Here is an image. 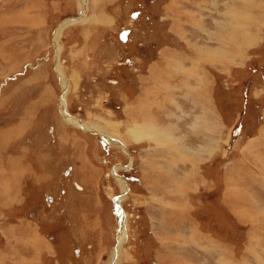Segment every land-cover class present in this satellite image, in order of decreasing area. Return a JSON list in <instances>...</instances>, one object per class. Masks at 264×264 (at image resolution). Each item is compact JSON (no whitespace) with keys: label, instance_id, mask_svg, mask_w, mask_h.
<instances>
[{"label":"rangeland","instance_id":"1","mask_svg":"<svg viewBox=\"0 0 264 264\" xmlns=\"http://www.w3.org/2000/svg\"><path fill=\"white\" fill-rule=\"evenodd\" d=\"M218 2L0 0V264H262L259 14Z\"/></svg>","mask_w":264,"mask_h":264},{"label":"crops","instance_id":"2","mask_svg":"<svg viewBox=\"0 0 264 264\" xmlns=\"http://www.w3.org/2000/svg\"><path fill=\"white\" fill-rule=\"evenodd\" d=\"M232 0H222V1H220L219 0V2L217 3V4H226V2H228L227 4H239V7L241 8V7H243L244 8V4H254L252 7H249L250 8V10H248L249 12H252L251 10H254L255 12L254 13H256L257 14V16H258V14H259V16L256 18V20H254V21H252L251 20V18L248 20V22L249 23H251L252 24V26H255V27H252L251 26V28H250V30L251 31H255L258 35H257V37L255 38L254 37V40H253V38H252V36H251V32H250V30H248V31H246V32H248V35L250 36V37H248V39H249V41H251V39H252V41L251 42H248V45H250V44H252L253 43V41H255L256 40V42H255V45L254 46H249L248 48H245L244 49V51H240V53L241 54H243V52H244V61L243 60H241L240 58L242 57V56H240V57H238V60H237V62H240V61H243V63H236V64H233V66H241V67H243V68H234L233 70L234 71H236V70H238V69H240V70H242V71H244V69H245V67H249L250 65H252V63L255 61V59H256V54L254 53V51L252 50V48H256V46H258V47H261V46H264V8H262V7H264V0H234V2L232 3L231 2ZM255 4H262V6L261 5H255ZM222 9H223V12H224V10H225V8H226V6H222L221 7ZM220 8V9H221ZM254 16V15H253ZM225 22H227V21H224V23ZM257 27V28H256ZM257 47V48H258ZM227 51H228V49H227ZM196 52V51H195ZM204 52H205V49H204ZM207 52V51H206ZM230 50L228 51V55L230 54ZM240 53H238V54H240ZM169 54V52H167V55ZM198 54H201V51H199L198 52ZM209 55V51L207 52V56ZM214 56V58H215V55H213ZM258 57H261L260 55H258ZM233 63H235V62H233ZM231 64V63H230ZM254 65H257V66H259L260 68H264V65H261V64H259V63H257V61H255L254 62ZM155 67V66H154ZM181 71H183V67H181ZM194 72V70H192V71H188V70H184V72H181V73H183V75H182V78L183 79H187L188 78V73H193ZM194 80H195V76H194V78H193ZM181 80V79H180ZM154 96H155V94H154ZM154 101V103H155V100H153ZM167 137V136H166ZM165 137V138H166ZM263 227V226H262ZM192 247H194L195 248V246L194 245H191ZM253 246V245H252ZM203 249H204V247H202ZM264 248V247H263ZM263 248H261L260 247V253L259 254H257V253H254V252H252V256H254V257H252V258H254L255 260H258L257 262L258 263H262V264H264V249ZM207 251V250H206ZM209 252H211V250L209 251ZM217 253L218 254V258H220V255H222V253H224V252H228L229 253V251H226V248H222L221 246H219L218 245V247L217 248H215L214 250H213V253ZM220 252V253H219ZM235 253V252H234ZM222 259V258H221ZM232 261L229 263L228 261H227V263H229V264H238L237 262L239 261V262H241V260H244V257H242L241 258V260H237V258H236V256H233L232 257V259H231ZM219 262H220V259H219ZM252 264V263H251Z\"/></svg>","mask_w":264,"mask_h":264},{"label":"bare ground","instance_id":"3","mask_svg":"<svg viewBox=\"0 0 264 264\" xmlns=\"http://www.w3.org/2000/svg\"><path fill=\"white\" fill-rule=\"evenodd\" d=\"M69 22H65L64 24H62L58 29H57V33H56V43L57 44H59L58 43V39L60 38V36H61V33H62V30L65 28V26L68 24ZM232 39V38H231ZM236 40V39H235ZM209 51V53H213V54H216V51H214V50H207V52ZM231 53V52H230ZM208 56H212V55H208ZM62 77V76H61ZM63 80H64V82H65V85H66V87H67V81H66V79H64L63 78ZM206 91V90H205ZM204 91V92H205ZM203 95V94H202ZM204 95H205V93H204ZM64 100H63V103L65 104L66 103V99L65 98H63ZM63 105V104H62ZM65 106V105H64ZM63 115L65 116V118L67 119V121L69 122V123H71V122H73V123H75V124H77V125H79L80 127H83V129H84V124L80 121L79 122V120L78 119H71V118H73L70 114H69V112H67L66 110H63ZM87 126V125H86ZM89 129H90V126H87ZM86 130V129H85ZM87 131H89V130H87ZM102 136H104L103 134H102ZM104 137H106V138H109V136L107 135H105ZM125 149V148H124ZM119 178H120V182H121V184H124V185H127V183L125 184V182L123 181V178L121 177V176H119ZM118 202L120 203L121 202V198H119V200H118ZM118 203V205H120ZM122 214L124 215L125 214V212L123 211L122 212ZM128 222V221H127ZM123 226L125 225V223H123L122 224ZM123 231H125V230H123ZM125 234H124V232H121V234H120V238H121V241L123 240V236H124ZM116 262H117V260L116 261H114L113 263L114 264H116Z\"/></svg>","mask_w":264,"mask_h":264},{"label":"water","instance_id":"4","mask_svg":"<svg viewBox=\"0 0 264 264\" xmlns=\"http://www.w3.org/2000/svg\"><path fill=\"white\" fill-rule=\"evenodd\" d=\"M123 32H126V30L125 31H123ZM127 33V32H126ZM124 34V33H123ZM127 37V36H126ZM126 37L125 38H123V39H126ZM118 206V205H117Z\"/></svg>","mask_w":264,"mask_h":264},{"label":"flooded vegetation","instance_id":"5","mask_svg":"<svg viewBox=\"0 0 264 264\" xmlns=\"http://www.w3.org/2000/svg\"><path fill=\"white\" fill-rule=\"evenodd\" d=\"M112 174H113V173H112ZM113 175H114V174H113ZM49 199H50V198H49ZM51 199H52V198H51ZM51 199H50V200H51Z\"/></svg>","mask_w":264,"mask_h":264}]
</instances>
